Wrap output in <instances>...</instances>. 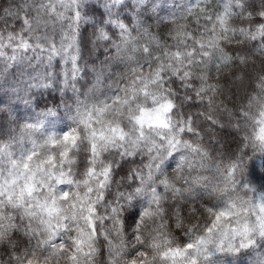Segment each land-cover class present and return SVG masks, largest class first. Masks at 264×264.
Masks as SVG:
<instances>
[{
    "label": "clouds",
    "instance_id": "obj_1",
    "mask_svg": "<svg viewBox=\"0 0 264 264\" xmlns=\"http://www.w3.org/2000/svg\"><path fill=\"white\" fill-rule=\"evenodd\" d=\"M0 264H264V0H0Z\"/></svg>",
    "mask_w": 264,
    "mask_h": 264
}]
</instances>
